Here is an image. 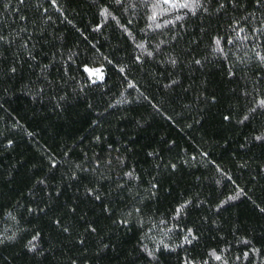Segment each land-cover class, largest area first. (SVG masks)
I'll return each instance as SVG.
<instances>
[{
  "label": "trees",
  "instance_id": "1",
  "mask_svg": "<svg viewBox=\"0 0 264 264\" xmlns=\"http://www.w3.org/2000/svg\"><path fill=\"white\" fill-rule=\"evenodd\" d=\"M155 2L0 0V264H264V0Z\"/></svg>",
  "mask_w": 264,
  "mask_h": 264
},
{
  "label": "snow or ice",
  "instance_id": "2",
  "mask_svg": "<svg viewBox=\"0 0 264 264\" xmlns=\"http://www.w3.org/2000/svg\"><path fill=\"white\" fill-rule=\"evenodd\" d=\"M117 3H120L121 0H116ZM163 3V4H166V5H170L171 9H176V8H187L189 9L190 11L193 12V14H195V10L197 8H199L201 6V0H184V2H179V0H156L155 4H154V7L156 5H158L159 3ZM257 3H260V0H257ZM163 11H168V9H164ZM101 15L105 16V18H107V16L110 15V13L107 12V10H104ZM157 18V13L154 11L153 14L149 17L150 20H156ZM176 19H181V17L177 16ZM170 23V21L168 22ZM157 28L161 27L160 24H157L156 25ZM97 28H99V25L97 26ZM241 32H243L244 30L241 29L240 30ZM4 37L3 36H0V40H3ZM246 39V37H245ZM215 44H216V51H222V49L220 48V44H221V41L220 39H216L215 40ZM138 47H141L143 48V45H138ZM149 55H151V53H149ZM257 58L261 61L262 64H264V56H261L260 53H257ZM173 63H175V61H173ZM197 63H199V61H197ZM13 71H15V69H13ZM85 71L86 72H89L90 75H96L97 76V79H101L102 78V73H101V70L100 69H88L87 67L85 68ZM99 74V75H97ZM93 83L96 82V80H93L92 81ZM257 106L260 107V108H264V99H260L258 102H257ZM255 109H253L254 111ZM245 119H247V117H245ZM257 139H261V137H257ZM129 176H131L132 174L131 173H128ZM241 193H237V196H239ZM97 199H99V197H97ZM229 199H235V197H230ZM186 205H181L179 208L176 209V212H177V215H179L181 213V211L183 210V208L185 207ZM191 229L188 230L189 232V235H191ZM36 237H33V240H35ZM186 242H191V240H188V238L186 237ZM2 242V241H0ZM34 247V246H33ZM149 255H151V253H149ZM210 255L214 256V258L216 260H221L222 257L220 255H216L215 252L213 251L212 253H210ZM248 253H245V256H247Z\"/></svg>",
  "mask_w": 264,
  "mask_h": 264
},
{
  "label": "rangeland",
  "instance_id": "3",
  "mask_svg": "<svg viewBox=\"0 0 264 264\" xmlns=\"http://www.w3.org/2000/svg\"><path fill=\"white\" fill-rule=\"evenodd\" d=\"M88 69H99V68H90V67H87ZM97 75H99V74H97ZM91 76H93V75H91ZM94 76H96V75H94Z\"/></svg>",
  "mask_w": 264,
  "mask_h": 264
}]
</instances>
